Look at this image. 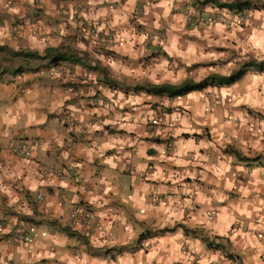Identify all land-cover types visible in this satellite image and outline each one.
I'll return each instance as SVG.
<instances>
[{"label": "crops", "instance_id": "obj_1", "mask_svg": "<svg viewBox=\"0 0 264 264\" xmlns=\"http://www.w3.org/2000/svg\"><path fill=\"white\" fill-rule=\"evenodd\" d=\"M28 1L0 0V218L8 219L0 228V261L264 264V68H249L229 86L168 99L182 107L169 116L175 124L168 154L146 132L151 103L165 97L136 92L135 85L128 100L119 99L112 85L144 75L150 84L199 82L260 63L264 11L239 23L235 12L212 3L234 0H41L42 15L30 22ZM75 13L95 29L91 35L71 19ZM195 13L217 22L191 26L186 17ZM98 32L115 40L108 46L113 58L98 54L97 70L86 72L71 46L61 52L60 39L69 34L77 36L78 51L98 53L105 46ZM46 49H59L55 65L80 83L76 92L50 66L22 57H43ZM64 113L75 122L67 149ZM16 138L39 144L21 158L12 152ZM146 169L143 179L136 175ZM81 205L97 223L85 239L77 229L65 232L68 213ZM13 231H26L25 241L12 242ZM141 234L148 236L139 241Z\"/></svg>", "mask_w": 264, "mask_h": 264}, {"label": "rangeland", "instance_id": "obj_2", "mask_svg": "<svg viewBox=\"0 0 264 264\" xmlns=\"http://www.w3.org/2000/svg\"><path fill=\"white\" fill-rule=\"evenodd\" d=\"M9 6H10V2L7 3ZM253 5H255V7H261L263 5V2H255V3H252ZM13 5V3H12ZM26 6L28 7V9H30V12H29V21H33V19L37 18L40 16V14L42 15V11L43 9L41 10V0H29L26 4ZM253 11V10H252ZM250 13V12H249ZM249 13H248V16H249ZM249 18V17H248ZM71 19L73 21H75V23L78 25V27L82 28V29H86V32L87 33L90 29L89 27L91 25H88V23L84 20V18L79 15L78 13H75V14H72L71 15ZM248 20V19H247ZM238 21V20H237ZM65 23H68V21H64ZM63 22V23H64ZM239 22V21H238ZM246 22V21H245ZM239 23H244V22H239ZM65 26V29L68 27V24H64ZM63 27V26H62ZM64 29V28H63ZM56 29L53 28V31H55ZM95 29L92 28L90 30V35L92 34V31H94ZM53 31H51L52 33H54ZM83 33V32H82ZM55 34V33H54ZM96 34V32H95ZM109 34V33H108ZM12 35L14 36H17L18 35V31L17 29L15 28L13 31H12ZM107 35V34H105ZM105 35H100V32H98V39L97 40H100L101 39L103 40V45L104 46V51L103 50H98L99 52H102V53H91V52H87L89 55L86 57L85 55L83 56L82 53H86V51L84 52L83 50H77L79 48H77L76 44L73 43V37H75V39H77V36H74V35H66L64 34V36L60 39L61 41V45L63 46L62 48H60L61 52H63L64 48H67V47H72L73 51H71L70 54H73L72 57L74 56L75 58H77V56L79 55V59H82L83 60V63L85 62L86 65L84 66L85 67V71L86 72H89V70H91L92 68H94V64H95V61L96 62H99L98 59H100V56H98V54L100 55H104V56H109V58H113V53L109 50L110 48H108V46H111L112 44V40H108ZM113 35V34H112ZM160 36H164V35H159ZM114 37V36H113ZM165 37V36H164ZM115 38V37H114ZM78 39H82L84 41H88L86 39V37L84 38V36L80 35V38ZM80 41H78L77 43H79ZM157 42H159V40H157ZM72 43V45H71ZM65 46V47H64ZM4 53V48H0V53ZM60 52V53H61ZM78 53V54H77ZM86 53V54H87ZM22 57H26L25 56V53H22ZM36 60L37 62L35 63V65H48L50 66V69L52 70V73L55 74L56 76H58V78H60V80L65 84V86L68 88V90L72 91V92H76L77 89H79V87L81 86L80 83L79 85L77 86L76 84H78V82H71L70 78H69V74L67 72V68L65 66H59L57 67L55 65L56 62H53L51 60H42V59H34ZM76 61V60H75ZM45 62V63H44ZM245 63V62H244ZM247 63V62H246ZM103 68V66H100L99 67V70L102 71L101 69ZM23 69V68H21ZM91 72V71H90ZM70 73V72H69ZM141 81L139 82H136V81H130V82H121V81H115L112 85H114L113 87H115L116 89L120 90L118 91L120 93V95H117V97L119 99H125V100H128V96L126 95H129V96H132V90L134 89L135 85L141 87L144 85V83H146L148 80H147V75H144L142 76V79H140ZM203 80V79H202ZM150 82V81H149ZM168 82V81H166ZM164 82V83H166ZM200 82V81H199ZM19 83V82H18ZM73 83V84H72ZM163 83V82H162ZM168 83H173L171 81H169ZM20 85V84H19ZM106 85V83H105ZM107 88V87H106ZM108 89V88H107ZM107 92V91H106ZM125 93H128V94H125ZM115 95V96H116ZM96 99H98V96H95ZM175 99V98H174ZM108 102L110 104V96H108ZM171 99H169V102ZM168 101V98L165 97V100L164 99H156V101L154 103H151V108H150V111L151 113L149 114V119L148 121L146 122V132L148 133V137H150V140H152L154 143L156 144H159V145H163V152L168 154V153H172L173 152V145H172V140L174 139L173 138V135H172V131H173V127H174V124L173 122H175L174 120L175 119H170V114L171 112L174 110L175 112L179 113V109H181L179 106H173V107H170V105L168 104H165L167 103ZM123 104V103H121ZM119 106V105H118ZM127 106L123 105V108H122V111L121 112H126L127 111V108H125ZM254 114L253 116V120H256V121H260L261 118H263L261 116V114L259 112H253L251 114V116ZM262 120V119H261ZM61 122L63 123V126L65 127V130L66 132L68 133V135L66 137L67 140L63 143V149H67L71 142L73 141L72 139V136H69V129L73 128L74 127V119L72 117V115L70 113H64L61 117ZM207 136L209 137L210 134L207 133ZM14 142H13V147L14 149L12 150V152L18 156V157H21V158H26L28 156V151L26 150H29V149H32V147L36 146L39 144V141L37 139H31L29 145L25 146L24 149L20 148L19 146H21L22 144L20 143L21 140L19 139H13ZM17 141V143H16ZM12 147V148H13ZM227 152V151H226ZM230 152V151H229ZM232 152V151H231ZM237 156V155H236ZM240 159V155L238 154V156ZM45 169V170H44ZM42 169L43 171V174L46 175V176H51V177H55V178H60V174L53 171V169H50V168H44ZM149 172H147V169L144 170V171H139L137 172V176H139L141 179H143L144 177H146ZM151 173V172H150ZM38 195V194H37ZM36 195V197H37ZM41 195V194H39ZM42 200H43V197H42ZM42 200H38L36 198V201L37 202H42ZM71 213V212H70ZM79 218L78 219H81V220H84V219H87V220H91V232L90 234L88 235H85L83 230L80 228V227H73L71 228L69 226V218L67 217V224H68V228L70 231L69 234H72L73 232H75L74 230L77 229L81 232V235L80 236L81 238L85 239L86 237H90L92 233H94L96 230H97V223L96 221H94L91 217H90V211H89V206H85V205H81V208L78 209L76 212H75ZM69 214V213H68ZM8 222V219L6 217H1L0 218V228H3L6 226ZM81 229V230H80ZM26 233V231H16V232H11L9 235H8V238L10 237L11 241L14 242V243H20V242H24L25 241V238H24V234ZM149 234V233H148ZM148 234H141L143 235L145 238H147ZM79 237V238H80ZM83 242H86L85 240L84 241H81V243ZM0 264H4L3 262L0 261Z\"/></svg>", "mask_w": 264, "mask_h": 264}, {"label": "trees", "instance_id": "obj_3", "mask_svg": "<svg viewBox=\"0 0 264 264\" xmlns=\"http://www.w3.org/2000/svg\"><path fill=\"white\" fill-rule=\"evenodd\" d=\"M205 3H210V1L206 0ZM214 5H216L219 9H227L228 11H246L250 12L252 10H263L264 11V2L261 7H255L251 3V1H239L234 0L227 3H217L216 1H212ZM112 42L115 38L111 39ZM78 54V53H77ZM82 55L86 56V54L82 53ZM27 58L32 59H48L53 62L57 61L60 58L59 49H46L44 51L43 57H38L35 53H26L25 55ZM98 63L95 61V66L93 70H97ZM249 68H264V61L257 63L255 60H251L245 63L240 69L232 72L228 76H219V75H209L200 82H193L191 80H186L180 84H169V83H162V84H150L146 83L143 87H135L134 91H142L145 92L147 95L156 96V97H167L168 99H174L178 97L185 96L191 92L202 91L208 87H222V86H229L234 84L238 81ZM102 72L106 73L105 70L102 69ZM70 230L66 228L65 232L68 234ZM164 232V231H163ZM145 237L140 235L139 241H142Z\"/></svg>", "mask_w": 264, "mask_h": 264}, {"label": "built area", "instance_id": "obj_4", "mask_svg": "<svg viewBox=\"0 0 264 264\" xmlns=\"http://www.w3.org/2000/svg\"><path fill=\"white\" fill-rule=\"evenodd\" d=\"M235 17L236 19L239 21V22H245L247 21L248 19V12L246 11H237L236 14H235ZM186 21L189 25L191 26H197V25H206V26H210V25H213L217 22V19L216 18H210V19H207V20H203L199 17V14L198 13H195V14H188L187 17H186ZM105 37L108 39V40H111L113 37L112 34H107L105 35ZM159 39V43H163L165 41V37L164 36H160L158 37ZM20 148L24 149L25 145H21L19 146ZM38 200H42V196L41 195H37L36 197ZM67 217L69 218V226L71 228L73 227H80L84 234L85 235H88L90 234L91 232V220H87V219H84V220H81V219H78L79 216L75 213V212H69V214L67 215Z\"/></svg>", "mask_w": 264, "mask_h": 264}]
</instances>
